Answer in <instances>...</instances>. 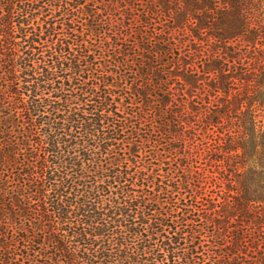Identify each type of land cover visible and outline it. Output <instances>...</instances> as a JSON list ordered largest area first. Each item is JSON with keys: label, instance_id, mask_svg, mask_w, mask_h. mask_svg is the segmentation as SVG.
<instances>
[{"label": "trees", "instance_id": "trees-1", "mask_svg": "<svg viewBox=\"0 0 264 264\" xmlns=\"http://www.w3.org/2000/svg\"><path fill=\"white\" fill-rule=\"evenodd\" d=\"M0 264H264V0H0Z\"/></svg>", "mask_w": 264, "mask_h": 264}]
</instances>
